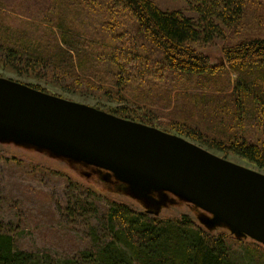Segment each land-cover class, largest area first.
<instances>
[{
    "label": "trees",
    "instance_id": "obj_1",
    "mask_svg": "<svg viewBox=\"0 0 264 264\" xmlns=\"http://www.w3.org/2000/svg\"><path fill=\"white\" fill-rule=\"evenodd\" d=\"M184 1L194 15L152 0H0V64L33 77L36 83L23 84L49 94L40 82L84 95L103 91L122 104L104 110L114 116L264 171V36L241 32L216 63L197 50L244 31L252 0ZM140 102L146 106L137 115ZM161 115L172 122L157 126ZM77 204L97 211L87 200ZM101 222L103 241L96 237L62 259L18 250L12 235L0 231V264H264L263 243L212 234L187 214L152 217L107 198Z\"/></svg>",
    "mask_w": 264,
    "mask_h": 264
},
{
    "label": "rangeland",
    "instance_id": "obj_2",
    "mask_svg": "<svg viewBox=\"0 0 264 264\" xmlns=\"http://www.w3.org/2000/svg\"><path fill=\"white\" fill-rule=\"evenodd\" d=\"M152 1L164 10H181L188 16L194 15L184 0ZM248 16V26L244 31L242 28L239 35L228 32L223 39H217V42L198 46V52L208 54L210 61L216 63L222 58L225 43L229 44L244 36L241 32L264 36V0H252ZM0 77L20 83H36L33 77H19L1 64ZM40 83L54 95L92 105L102 111L122 105L100 90H91L90 94L84 95L75 93L79 88L74 90L72 87ZM140 105L134 110L137 115L144 112L142 109L146 106L145 103ZM152 108L159 112L162 109L156 105H152ZM162 111L171 112L172 107ZM176 121L180 123L179 120ZM171 122L164 115L155 118V124L161 128ZM174 132L175 130L172 133ZM29 135L30 138H26L25 132L12 128L3 129L0 126V231L12 235L18 250L48 252L55 258L62 259L74 257L96 237L103 241L101 215L107 207V198L126 203L152 217L177 218L181 214H187L199 228L212 234L226 232L229 236L239 237L246 242L252 241L226 223L214 221L211 213L180 195L148 183L139 185L134 179L128 180L106 167L61 155L39 142V136ZM210 150L233 163L264 172L247 159ZM79 199L87 200L97 211L82 210L77 204Z\"/></svg>",
    "mask_w": 264,
    "mask_h": 264
},
{
    "label": "water",
    "instance_id": "obj_3",
    "mask_svg": "<svg viewBox=\"0 0 264 264\" xmlns=\"http://www.w3.org/2000/svg\"><path fill=\"white\" fill-rule=\"evenodd\" d=\"M0 126L54 152L180 195L264 244V172L191 140L0 77ZM29 133V134H27Z\"/></svg>",
    "mask_w": 264,
    "mask_h": 264
}]
</instances>
